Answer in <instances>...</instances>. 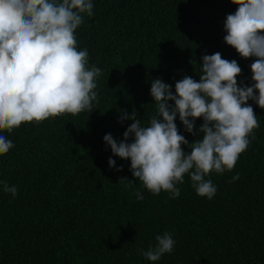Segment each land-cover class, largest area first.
I'll return each instance as SVG.
<instances>
[{
  "label": "trees",
  "instance_id": "16d2710c",
  "mask_svg": "<svg viewBox=\"0 0 264 264\" xmlns=\"http://www.w3.org/2000/svg\"><path fill=\"white\" fill-rule=\"evenodd\" d=\"M91 2L93 15L82 14L75 36L77 50L88 52L87 67L101 69L93 110L0 130L14 145L0 155V264H264V109L255 101L247 104L259 127L247 149L231 171L205 177L216 187L211 199L196 194L188 174L176 184L178 197L151 193L132 176L130 160L103 140L106 134L124 139L132 123L120 120L125 113L136 112L148 126L155 114L152 81L160 78L173 93L185 76L199 81L203 55L236 60L238 86H251L256 58H242L223 39L226 16L238 6L231 0ZM160 33L172 44L155 42ZM174 123L189 144L203 135L187 132L178 114ZM202 123L197 118L194 131ZM3 182L16 186L15 196ZM165 232L173 251L147 260L141 253Z\"/></svg>",
  "mask_w": 264,
  "mask_h": 264
},
{
  "label": "clouds",
  "instance_id": "9594fccd",
  "mask_svg": "<svg viewBox=\"0 0 264 264\" xmlns=\"http://www.w3.org/2000/svg\"><path fill=\"white\" fill-rule=\"evenodd\" d=\"M231 3L238 7L226 16L223 39L242 58H256L250 64L254 83L238 86L241 68L236 60L224 59L219 52L203 55L199 81L185 76L175 83V93L160 78L152 81L155 114L148 126H142L133 111L120 117L132 120L123 140L118 142L111 134L103 137L115 156L130 160L132 176L153 194L163 190L178 197L176 184L188 174L196 194L211 199L216 187L205 177L213 171H231L247 149L253 129L259 127L247 101L264 109V0ZM82 14L93 15L91 0H0V130L11 133L22 123L93 110L101 69L87 67V50H77L75 31L83 23ZM155 42L162 47L172 44L162 33ZM177 114L187 132L202 137L189 144L174 123ZM197 118L203 123L194 131ZM13 146L0 135V155ZM108 164L116 166L111 157ZM3 183L4 191L15 196L16 186ZM136 195L143 199L139 192ZM155 240L154 247L141 253L149 261L173 251L170 233Z\"/></svg>",
  "mask_w": 264,
  "mask_h": 264
},
{
  "label": "bare ground",
  "instance_id": "6f19581e",
  "mask_svg": "<svg viewBox=\"0 0 264 264\" xmlns=\"http://www.w3.org/2000/svg\"><path fill=\"white\" fill-rule=\"evenodd\" d=\"M83 201V200H82ZM85 202H86V200H85ZM80 203H81V201H80ZM84 203V202H83ZM87 204H88V202H86ZM80 205V204H79ZM86 205V204H85ZM82 207V206H81ZM83 208H85V207H83ZM81 209V208H80ZM79 210V209H78ZM82 210V209H81ZM85 210V209H84ZM80 211V210H79ZM83 212V211H82Z\"/></svg>",
  "mask_w": 264,
  "mask_h": 264
}]
</instances>
